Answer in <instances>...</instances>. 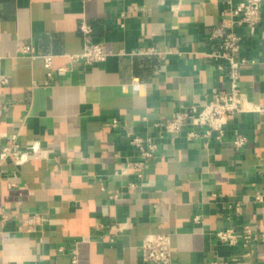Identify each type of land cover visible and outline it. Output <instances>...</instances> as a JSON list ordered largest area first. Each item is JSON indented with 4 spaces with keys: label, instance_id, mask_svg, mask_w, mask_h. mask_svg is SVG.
Returning <instances> with one entry per match:
<instances>
[{
    "label": "crops",
    "instance_id": "obj_1",
    "mask_svg": "<svg viewBox=\"0 0 264 264\" xmlns=\"http://www.w3.org/2000/svg\"><path fill=\"white\" fill-rule=\"evenodd\" d=\"M238 2L0 0V151L14 135L23 150L40 146L21 165L0 159V264H160L140 253L151 233L170 234L174 264H264L263 241L244 256L215 234L264 231V109L238 113L222 141L156 125L229 88L207 53L211 28ZM83 20L107 60L71 62L84 49ZM151 46L173 50L169 61L131 54ZM242 53L240 87L251 107L264 106V19ZM129 130L159 144L143 168L131 163L140 155Z\"/></svg>",
    "mask_w": 264,
    "mask_h": 264
},
{
    "label": "built area",
    "instance_id": "obj_2",
    "mask_svg": "<svg viewBox=\"0 0 264 264\" xmlns=\"http://www.w3.org/2000/svg\"><path fill=\"white\" fill-rule=\"evenodd\" d=\"M133 9H137L134 7ZM231 19L222 21L210 30L209 40L211 50L207 53L213 59L218 68L225 73L229 82V88L212 101L201 104L193 102L181 110L176 111L171 118L164 122L156 123L163 128L166 133L177 135L187 127L188 138L196 139L200 137L215 136L217 140L222 141L226 135L228 126L238 113L247 110H262L264 106L251 107L246 94L240 87L242 77V65L249 62L243 55V47L246 36L254 35L257 27L264 19V0H239L238 4L230 10ZM128 12H123L126 16ZM246 26L248 34L239 31V28ZM81 31L84 37V49L81 52L70 54L71 62H82L84 64H93L107 60L111 51L104 43L93 39L92 25L83 20L81 22ZM20 51L24 54L36 56L35 49L29 44L20 46ZM173 50H158L155 46L142 48L131 52V54L156 53L165 63L169 61L168 54ZM122 54L125 51L121 50ZM45 67L49 78H53V55L44 54ZM66 68L58 69L59 73L65 72ZM118 121L114 120L113 125ZM129 144L137 150L140 158L132 161V165L143 168L148 162L153 160L158 152L159 144L152 136H143L133 130L127 132ZM233 143L237 147L243 146L247 137L237 134L233 138ZM39 145L33 144L27 150H23L18 141L17 135H14L11 142L4 146L0 151V159L11 157L17 165L24 164L39 151ZM143 177V173L139 174ZM111 228L120 230L115 224ZM217 238L228 245L242 244L246 251L244 256L251 254V244L257 241L264 242V231L258 232L252 226L246 225L243 232H238L235 228H223L216 231ZM140 253L143 260L147 262H157L160 264H174L172 252V241L170 234L151 233L148 234L140 245ZM73 261L77 262V256L74 254ZM213 264H216L214 262ZM224 264H229L224 262Z\"/></svg>",
    "mask_w": 264,
    "mask_h": 264
}]
</instances>
